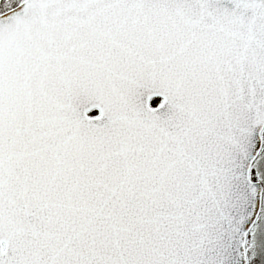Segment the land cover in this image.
<instances>
[{
  "label": "snow or ice",
  "instance_id": "1",
  "mask_svg": "<svg viewBox=\"0 0 264 264\" xmlns=\"http://www.w3.org/2000/svg\"><path fill=\"white\" fill-rule=\"evenodd\" d=\"M0 264H264V0H0Z\"/></svg>",
  "mask_w": 264,
  "mask_h": 264
}]
</instances>
